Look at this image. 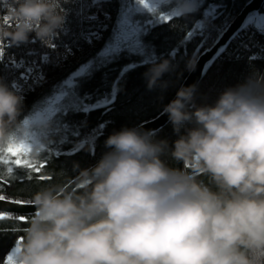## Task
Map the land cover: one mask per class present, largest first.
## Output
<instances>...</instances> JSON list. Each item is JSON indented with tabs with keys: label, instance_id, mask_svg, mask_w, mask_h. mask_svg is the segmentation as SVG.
I'll use <instances>...</instances> for the list:
<instances>
[{
	"label": "clouds",
	"instance_id": "9594fccd",
	"mask_svg": "<svg viewBox=\"0 0 264 264\" xmlns=\"http://www.w3.org/2000/svg\"><path fill=\"white\" fill-rule=\"evenodd\" d=\"M179 7L194 10L187 0ZM7 15L0 41L13 47L48 43L66 22L60 0H13ZM172 70L168 59L151 66L149 90H166L159 82ZM197 92L181 87L164 107L177 136L171 144L122 128L95 165L79 170L78 193L37 191L18 264H264V76L211 104H198ZM22 105L0 80V149L26 141ZM31 156H40L35 145Z\"/></svg>",
	"mask_w": 264,
	"mask_h": 264
},
{
	"label": "trees",
	"instance_id": "16d2710c",
	"mask_svg": "<svg viewBox=\"0 0 264 264\" xmlns=\"http://www.w3.org/2000/svg\"><path fill=\"white\" fill-rule=\"evenodd\" d=\"M247 1L204 0V4L196 10L184 12L180 17H173L170 21L155 24L142 35L143 43L155 53L154 61L144 64L141 56L121 53L119 58L107 66L77 77L75 88L80 97L90 95L94 101L103 99L106 95L110 97L115 86V100L107 109L98 107L87 113L77 110H70L65 113L60 119L65 124L60 129V132L63 133L62 140L64 142L61 143L62 140H58V136L61 134L58 133L54 143H50L46 147L47 151H40L38 158L31 156L36 162H46V166L40 173H32L30 170L13 165V173L9 176L8 165H0V176L7 181L2 185L3 194L10 199L31 201L32 196L43 188L63 187L65 183L79 174V170L87 169L101 158L107 151L105 141L109 135L125 127L133 128L157 115L177 92L190 70L189 64L193 65L197 55L212 45L217 35ZM126 3L133 4L134 1L108 0L106 2L111 13V21L101 39L86 44L82 50L77 51L62 66H56L50 62L43 65V81L36 83L34 90L23 97L22 120L45 103L57 91L58 85L62 81L69 78L73 72L78 71L80 67L94 59L102 51L111 40L120 18L121 8ZM208 3H216V5H223V7L217 8L216 18L210 19L208 29L203 35H199L197 31L190 40L182 43L187 33L192 31L196 23L202 19ZM60 4L66 14V22L63 29L53 39L67 40L73 36L77 29L79 11L72 0H60ZM153 16L154 14L151 13L145 17L148 20ZM133 19L138 21L143 19V16L138 13ZM174 49H178V51L175 56H172L171 52ZM165 59L171 61L173 70L165 74L159 84L168 82L167 89L162 90L160 86H157L154 90H149L145 73L151 66ZM130 63H136L138 67L130 69L117 82L121 70ZM20 74V70L4 67L0 64V80L10 87L20 78ZM260 76H264V59L224 56L212 65L197 86V103L211 104L225 89L243 83L246 78ZM59 116L58 114L55 117L58 118ZM104 122L107 124L96 134L92 145L85 144L83 147H79L81 144L79 140L90 135ZM76 132L79 135H74ZM153 135L156 140H167L169 144L177 139L170 123ZM74 149L78 150L74 151ZM57 152L59 155L56 154ZM162 159H165L171 167H187L183 163L171 160L169 156H164ZM75 165H79L78 170L74 169ZM41 175L51 177V179L40 180ZM29 176L31 179L28 178ZM199 178L207 182L206 177L201 176ZM80 190L74 193H78ZM8 215L12 218L0 221V264L6 258V254H10L16 241H23L25 229L33 216V214L23 215L26 220L20 221L15 218L20 215Z\"/></svg>",
	"mask_w": 264,
	"mask_h": 264
},
{
	"label": "snow or ice",
	"instance_id": "6c2138e0",
	"mask_svg": "<svg viewBox=\"0 0 264 264\" xmlns=\"http://www.w3.org/2000/svg\"><path fill=\"white\" fill-rule=\"evenodd\" d=\"M98 0H93V3H97ZM172 2V0H135V4L126 3L122 6L120 12V18L117 21L116 28L113 31V35L111 40L105 45L100 53L97 56L87 62L85 65L79 68L78 71H75L71 74L70 78L65 80L63 84L60 86V90L55 94L54 97L50 98L49 103L46 107L42 108L39 114L35 118H26L23 120V125L25 128L30 129L29 132L26 133V141L16 144H10L6 149H0V165H8L7 172L9 176L13 173V165L17 166L21 169L30 170L32 173H40L42 169L46 166V162H36L31 158L32 146L35 145L39 148L40 151H47L45 147V139L46 134L41 130L40 126L45 124L48 120L54 118L58 113L64 112L67 113L70 109L83 111L85 113L89 112L91 109L98 107L108 108L109 105L115 100V86L113 89L112 95L105 96L102 100L97 101V103L88 105L84 104L82 100L75 94L73 89L75 88V79L77 77L84 76L86 74H90L91 71L98 70L99 68H103L108 64L112 63L113 60L119 58L121 53H127L129 55L135 54L143 57L142 63L147 64L151 61L155 60L154 51L149 50V46H146L142 39V33H146L148 31L149 26H152L161 21H170L173 17H180L183 13V9L180 7H174L171 10L165 13H159V7L162 5H168ZM190 4L191 0H187ZM223 7V5H210L207 11H205L204 16L211 17L213 19L216 18L217 8ZM143 10H147V12L154 14V19H150L146 21L144 24H141L139 21H134L133 17L141 13ZM105 17L107 18V14L105 13ZM87 21H95L97 18L95 16H87L85 17ZM0 20L6 25H10L8 15L0 17ZM227 24V22H226ZM249 26H254L259 32L264 33V15L259 13H251L245 19V21L241 24L240 29H238L237 33H234V36L239 38V33L246 30ZM104 25H99L95 30L89 28L87 34L84 31H81L80 36H82L89 43L92 42L93 39H99L100 33L104 29ZM204 24L203 22H197L194 26V29L187 33L184 41L182 43L190 40L197 31L203 32ZM51 47L55 48V44H51ZM201 46H203L201 44ZM241 47L247 48L246 44H242ZM226 50V46L222 48L220 51ZM178 49H174L171 52L172 56H175ZM71 49L68 48L65 54L67 57V53H70ZM32 55L33 53H28ZM5 56V48L2 41H0V62L3 61ZM257 57L253 56L251 59H256ZM48 55L45 54L42 57V61L44 63L48 62ZM11 64L14 68L20 69L24 68V71L20 75V79L24 81H28L32 78V73L35 71L34 67H25V65L21 63H17L14 59L11 60ZM138 67L136 63H130L126 65L120 72V76L117 78V82L120 78H122L125 73H127L130 69H134ZM44 79L43 73H39L35 76L34 82L40 83ZM13 88H18L20 85L13 83ZM84 99H88L85 97ZM106 114V113H105ZM107 124L104 122L100 124L99 128L95 130L94 135L99 133ZM74 135H79L78 132L74 133ZM64 141L62 140L61 143ZM89 141H85L87 143ZM79 147H83V143L79 145ZM78 150V149H74ZM59 155V152L56 153ZM9 157H12L10 159ZM31 179V176L28 177ZM40 180L51 179V177L41 175L39 177ZM7 183L2 176H0V201H6L8 198L3 194L2 185ZM10 203L16 205H22L25 203H31L30 201H25L21 199H11ZM12 217L8 215L6 212L0 211V221H4L7 219H11ZM17 220L25 221L26 218L23 215L16 216ZM22 240H18L15 243V246L11 249L10 254H6V258L2 261V264H18L17 255L21 251Z\"/></svg>",
	"mask_w": 264,
	"mask_h": 264
},
{
	"label": "built area",
	"instance_id": "2783aa9c",
	"mask_svg": "<svg viewBox=\"0 0 264 264\" xmlns=\"http://www.w3.org/2000/svg\"><path fill=\"white\" fill-rule=\"evenodd\" d=\"M107 1L108 0H98L97 3H93V0H74L79 11V21L75 33L67 40L52 39L47 43V50L40 55L35 47L36 40H31L28 44L20 47H13L6 41L3 42L5 48L4 58L6 59H3L2 63L11 64V60L14 59L17 63L22 62L25 67L31 66L35 68V71L32 73V78L28 81L19 78L14 83L20 85V87L13 88V86H11L12 90L22 97L30 94L34 90V85L36 84L34 78L43 71V65L45 63L42 61V57L45 54L48 55V62L55 65H63L68 59H71L77 51L82 50L89 42L80 36L81 31L87 34L89 28L95 30L99 25H104L105 27L100 33L99 39H101L111 21V13L106 4ZM12 2L13 0H0V17L8 14V8ZM105 13L107 14V18L105 17ZM260 14L264 15V5ZM87 16H95L97 19L90 22L85 19ZM0 26L6 28L10 27L4 24L2 20H0ZM99 39H93L92 42ZM51 44H55L56 47H51ZM242 44H246L247 48L241 47ZM68 48L71 49V52L67 53V57L64 58ZM225 52L230 55H227L228 57H249V59H251V57L255 56L257 57L256 59H264V33L259 32L254 26H249L246 30L239 33V38L236 36L233 38ZM28 53L33 54L29 55ZM10 67L14 68L12 64ZM18 70L22 73L24 68Z\"/></svg>",
	"mask_w": 264,
	"mask_h": 264
},
{
	"label": "water",
	"instance_id": "95a60500",
	"mask_svg": "<svg viewBox=\"0 0 264 264\" xmlns=\"http://www.w3.org/2000/svg\"><path fill=\"white\" fill-rule=\"evenodd\" d=\"M264 5V0H248L243 8L235 15V17L227 24V26L221 31V33L215 38L212 45L205 50H203L193 62L194 67L189 70L184 80L182 81L181 87H187L191 85L198 86L202 79L205 77L212 65L221 57V55L226 51H220L226 46L228 48L229 44L233 40L234 33L238 32L241 24L245 21L251 13H259ZM178 91V90H177ZM175 95L171 98L170 101L175 99ZM169 101V102H170ZM169 123L168 116L164 113V109L160 111L154 117L145 120L133 128H138L142 131H148L152 134H155L163 127ZM97 162L92 164L95 165ZM89 166L88 168H90ZM76 176L70 179L67 183L63 185L64 189L68 192H76L80 189V185L76 181ZM8 198L6 201H0V211L6 212L7 214L14 215H30L35 213V207L32 203H25L22 205H16L10 203Z\"/></svg>",
	"mask_w": 264,
	"mask_h": 264
},
{
	"label": "rangeland",
	"instance_id": "374dc122",
	"mask_svg": "<svg viewBox=\"0 0 264 264\" xmlns=\"http://www.w3.org/2000/svg\"><path fill=\"white\" fill-rule=\"evenodd\" d=\"M134 1V3L133 4H135V0H133ZM204 4V0H191V3H190V6L194 9V10H196L197 8H199V7H201L202 5ZM216 5V3H208V5H207V7L205 8V10H204V12L203 13H205V11H207V9L209 8V6L210 5ZM174 7H179V0H172V2L170 3V4H168V5H162V6H160L159 7V13H165V12H167V11H169V10H171L172 8H174ZM183 13H184V11H183ZM149 14H151V13H149V12H147V10H143L142 12H141V15L143 16V19H140V20H138L141 24H144L146 21H148V20H150V19H146V15H149ZM151 19H154V16H153V18H151ZM210 19H211V17H205L204 16V14H203V17H202V19L199 21V22H203V24H204V29H203V32L201 33L200 31H198V33H199V35H203L206 31H207V29H208V25H209V23H210ZM161 22H164V21H161ZM161 22H159V23H161ZM159 23H156V24H159ZM155 25V24H154ZM153 26V25H152ZM227 26V25H226ZM225 26V27H226ZM151 26H149V28H150ZM224 27V28H225ZM221 33V32H220ZM219 33V34H220ZM144 33H142V35H143ZM218 34V35H219ZM142 35H141V39H142ZM217 35V36H218ZM201 53V52H200ZM199 53V54H200ZM198 54V55H199ZM197 55V56H198ZM228 55V54H227ZM228 56H230V55H228ZM141 59L143 60V57H141ZM220 59V58H219ZM53 65H55V64H53ZM56 66H62V65H56ZM70 78V77H69ZM69 78H67V79H69ZM67 79H65V80H67ZM64 80V81H65ZM203 80V79H202ZM64 81H62L61 83H60V85H58V88H57V91L50 97V98H52V97H54L55 96V94L60 90V86L63 84V82ZM74 83H75V86H76V80L74 81ZM73 91L75 92V94L82 100V102L84 103V104H88V105H92V104H95V103H97V101H99V100H97V101H94L93 99L94 98H92V96H82V97H80V95L77 93V91H76V88H74L73 89ZM85 97H88V99H84ZM50 98L45 102V103H43L41 106H39L37 109H35L27 118H35L38 114H39V112L41 111V109L42 108H44V107H46L47 106V104L49 103V101H50ZM100 100H102V99H100ZM71 110V109H70ZM69 110V111H70ZM60 116L58 117V118H56V117H54V118H52V119H50V120H48L45 124H50L51 125V127H50V129L48 130V131H46L45 132V134H46V139H45V147H47L50 143H54V141H55V138L57 137V135H58V133H61L59 136H58V140H62V137H63V133L62 132H60V129L61 128H63L64 126H65V124L63 123V121H61L60 119L61 118H63V115L65 114L64 112H60V113H58ZM57 114V115H58ZM44 125V124H43ZM95 132V131H94ZM94 132H92L90 135H88L87 137H85V138H83V139H81V140H79V143H83V145H92V143H93V140H94V138L96 137V134L94 135ZM85 141H89V142H87V143H85ZM80 144V145H81ZM10 159H12V157H9ZM187 166V165H186Z\"/></svg>",
	"mask_w": 264,
	"mask_h": 264
},
{
	"label": "bare ground",
	"instance_id": "6f19581e",
	"mask_svg": "<svg viewBox=\"0 0 264 264\" xmlns=\"http://www.w3.org/2000/svg\"><path fill=\"white\" fill-rule=\"evenodd\" d=\"M73 1V4L76 6V4L74 3V0H72ZM35 47H36V49L38 50V54L40 55L41 53H43V52H45L46 50H47V43H44V42H41V41H39V40H36V44H35ZM228 57L227 56V54H226V52H224L222 55H221V57L220 58H222V57ZM247 58H249V57H247ZM4 59H6V58H4ZM0 64L2 65V66H4V67H8V68H12V67H10V63H7V64H4V63H2V62H0ZM13 69H16V68H13ZM18 70V69H17ZM18 79V78H17ZM16 82V81H15ZM98 161V160H97ZM96 161V162H97Z\"/></svg>",
	"mask_w": 264,
	"mask_h": 264
}]
</instances>
